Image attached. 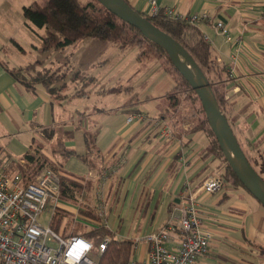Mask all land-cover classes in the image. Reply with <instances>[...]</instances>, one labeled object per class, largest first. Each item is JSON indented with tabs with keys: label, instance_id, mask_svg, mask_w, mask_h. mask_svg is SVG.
Wrapping results in <instances>:
<instances>
[{
	"label": "crops",
	"instance_id": "obj_1",
	"mask_svg": "<svg viewBox=\"0 0 264 264\" xmlns=\"http://www.w3.org/2000/svg\"><path fill=\"white\" fill-rule=\"evenodd\" d=\"M127 1L137 10L149 13L150 5L145 0ZM159 3L183 17L208 15L196 23L209 37L217 62L225 68L216 83L222 88L230 109L229 120L242 147L261 172L264 165V0H159ZM219 18L226 22L236 43L215 32L213 24ZM4 46L1 42L0 54ZM165 77L168 91L161 93V98L168 103L163 111L157 115L147 111L144 120L127 124L125 115L141 109L129 104L120 110L87 111L69 101L64 91L61 99H56L42 84L34 88L23 85L0 63L1 130L5 136L28 135L30 138L26 139L31 143L27 150L37 139L33 134L42 128L54 132L52 140L72 134L75 127L93 133L92 142L96 145L92 158L87 157L89 172L84 184V188H90L88 192L83 190L82 204L97 213L98 177L106 175L108 212L112 210L118 218L136 221V229L144 230L132 239L137 241L164 227L186 185L190 184L192 191L197 192L204 180L212 176V167L217 164L216 160H208L207 165L200 155L209 139L203 130H191L187 118L193 111L185 105L187 100H181L176 109L170 107L168 96L176 81L168 72ZM165 129L170 131L169 136L164 135ZM43 151L49 155L45 146ZM21 154L0 151V160L18 161L22 159ZM90 174L92 177L88 178ZM261 174L264 177V171ZM87 197L92 200L85 204ZM197 197L212 239L210 251L199 256L195 264H264V206L238 185L224 186L212 194L199 190ZM70 210L76 221L92 226L93 218L80 213V207L70 206ZM147 252L148 244L143 242L138 259L145 258Z\"/></svg>",
	"mask_w": 264,
	"mask_h": 264
},
{
	"label": "trees",
	"instance_id": "obj_2",
	"mask_svg": "<svg viewBox=\"0 0 264 264\" xmlns=\"http://www.w3.org/2000/svg\"><path fill=\"white\" fill-rule=\"evenodd\" d=\"M143 14L156 26L173 36L189 51L210 80L220 107L229 119V106L227 105L220 84L218 85L216 83V80L220 79V75H223L225 68L221 67L217 62L214 47L211 42L206 39L204 32L197 23L190 21L186 17L174 18L163 12L155 16L146 13ZM23 16L24 23L27 26L44 29V33L41 35V49L43 51L49 52L53 49H63L67 46L77 44L78 41L85 37H95L100 40H111L121 49L137 47L139 50V59H149L152 57L159 58L160 60L163 59V68L176 81V87L173 91L169 92L168 96L170 107L173 109H176L181 101V96H179L180 86L183 84L189 87V89L191 88L184 76L173 65L165 49L153 39L146 36L139 28L124 21L115 13L104 7L98 0L34 1L30 5L23 7ZM11 41L15 42L13 38ZM19 47L21 50H24L22 46L19 45ZM0 63L23 85L34 88L37 84H42L51 93L60 88V86L57 87L55 85L63 81L66 76V73L65 76H63L64 74L60 75L57 69H38L37 66L41 61L13 67H10L3 61H0ZM73 78H88V80L91 81L95 79L93 76H85V74H81L80 72L75 73ZM64 85H66V83L63 82L61 87ZM191 92L193 98L200 100L193 89ZM191 110L193 112H191L187 118L191 123V130H203L209 139L207 146L203 149L202 153H200L202 159L207 161V165L208 160L209 162L211 160L217 161L216 166L212 167V170L218 173V177L222 181V187L231 185L243 186L231 165L226 160L218 139L210 127L201 102L199 106L192 105ZM233 130L235 132L234 127ZM53 136L54 132L52 130L47 131V140L51 139ZM35 140L36 138L34 142ZM92 140V138L88 139L87 134V142ZM34 142L31 149L27 150L22 156L24 163L15 161L12 164L10 172L16 171L20 173L23 183L28 184L33 182L44 168L51 167L60 174L62 200L71 204H78V197L83 193L86 181H84L81 176L69 173L62 168H56L55 164H53L51 159L44 153V144L39 143L35 146ZM240 144L242 145L241 142ZM54 152H59V150H54ZM61 152L66 156L76 154L74 148H67L64 143ZM245 152L250 162L253 164L250 154L246 150ZM207 165L205 169L208 167ZM262 171H264V165L261 166V172ZM258 172L261 174L260 171ZM80 213L99 220L98 214L90 207H80ZM73 218L74 215L71 211L58 208L52 225L54 229L60 230L64 219H66L64 232L69 231L86 236L93 241L97 249L103 238L110 236L111 240L107 248L104 252L100 253L98 260L99 264H129L135 248V241L132 239H116L112 236L113 232L108 226L92 225L88 228L83 224H79L78 221L75 222Z\"/></svg>",
	"mask_w": 264,
	"mask_h": 264
},
{
	"label": "rangeland",
	"instance_id": "obj_3",
	"mask_svg": "<svg viewBox=\"0 0 264 264\" xmlns=\"http://www.w3.org/2000/svg\"><path fill=\"white\" fill-rule=\"evenodd\" d=\"M34 1L43 2L44 0H0V7L4 5L6 11L17 24L13 33H10L5 26L0 24V43L5 44L2 54H0L1 60H4L10 67L41 61L37 66L38 69H57L60 75L64 74L63 76L66 73L63 81L55 85L60 86V88L52 91L53 97L61 99V92L66 89L67 99H70L69 101L77 107L80 106L87 111L95 109L120 110L129 104L141 109L140 112L144 115H147V111L151 115H157L163 111L164 105L168 103L165 98H161V93L168 91L166 90L167 80L165 79L167 72L162 65L163 59L153 57L139 59L137 47H129L123 50L111 40H100L95 37H85L77 44L63 49L43 51L41 49V35L44 33V29L34 26L31 28L24 23L23 7ZM12 38L15 42L11 41ZM19 45L24 50H21ZM77 72L85 74V76H93L95 79L91 81L88 78H73ZM63 82L66 85L61 87ZM179 90L180 100H187L185 105L189 109L192 105H200V100L191 96L192 92L189 87L182 84ZM1 129L0 125V151L16 156L21 153L24 155L31 143L30 139H26L29 136H24L23 133H19L17 137L5 136L6 134ZM47 131L49 129L42 128L38 130V133L33 134L37 137L34 145L44 144L45 151L49 154L47 156L56 168H62L69 173L81 176L85 180V176L89 172L86 157L92 158L93 149L96 145L92 141L87 142V134L88 139H93L94 134L86 133L80 127H75L72 134L61 135V139L48 141L46 138ZM63 143L67 148H74L76 154L63 155L61 152ZM54 150H59V152H54ZM213 174L218 176L217 172L211 173V175ZM240 187L247 190L243 186ZM89 188L88 186L84 189L88 192ZM91 200L90 197H87L85 204ZM77 207L84 208V205L78 204ZM50 217L51 215L45 212L41 218L42 223L49 225ZM78 222L88 228L90 227L82 220ZM107 223L113 232L112 236L116 239H135L136 235L140 236L144 231L143 229H136V221L124 217L118 218L112 210L108 212ZM56 231L62 233L59 229ZM68 234H70L69 231L63 233V236L66 237ZM142 244L143 241L135 240L131 259H138ZM92 257L99 260L100 253L96 247L92 252Z\"/></svg>",
	"mask_w": 264,
	"mask_h": 264
},
{
	"label": "built area",
	"instance_id": "obj_4",
	"mask_svg": "<svg viewBox=\"0 0 264 264\" xmlns=\"http://www.w3.org/2000/svg\"><path fill=\"white\" fill-rule=\"evenodd\" d=\"M145 1L150 5L149 13H146L148 15L155 16L163 12L174 18L183 17L170 7L163 8L159 0ZM207 17V14H191L186 18L197 22ZM213 26L217 34L224 35L230 42H237L223 19H216ZM205 37L209 40L207 35ZM145 118L146 115L140 111H132L125 115L124 120L130 124ZM164 135L169 136L170 131L165 129ZM14 162L11 158L0 160V264H99L92 257L96 247L92 240L73 232L64 237L66 219L60 229L62 233L57 232L52 225L58 208L71 211L70 206L82 204L84 196L78 197V204L63 201L60 174L51 167L44 168L33 182L24 184L20 173L10 172ZM17 162L24 163V159ZM91 177L90 174L88 178ZM106 177H98L96 209L99 220H91L94 226H108L104 190ZM221 187L222 181L216 175L207 177L197 192L192 191L190 184H187L167 224L137 239L148 244L147 256L132 258L129 264H195L199 256L207 254L212 233L205 226L197 193L201 190L205 194H212ZM45 212L51 215L49 225L41 221ZM110 240L109 236L103 238L98 253L104 252ZM173 242L175 244L172 246Z\"/></svg>",
	"mask_w": 264,
	"mask_h": 264
},
{
	"label": "water",
	"instance_id": "obj_5",
	"mask_svg": "<svg viewBox=\"0 0 264 264\" xmlns=\"http://www.w3.org/2000/svg\"><path fill=\"white\" fill-rule=\"evenodd\" d=\"M98 1L124 21L139 28L146 36L167 51L173 65L199 97L210 127L236 176L243 186L264 206V178L247 157L230 120L220 107L210 80L189 51L126 0ZM6 10L4 5L0 7V24L5 26L10 33H13L17 24Z\"/></svg>",
	"mask_w": 264,
	"mask_h": 264
}]
</instances>
